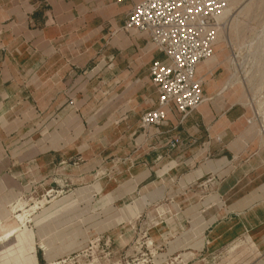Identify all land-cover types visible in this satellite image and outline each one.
<instances>
[{
	"label": "rangeland",
	"instance_id": "1",
	"mask_svg": "<svg viewBox=\"0 0 264 264\" xmlns=\"http://www.w3.org/2000/svg\"><path fill=\"white\" fill-rule=\"evenodd\" d=\"M228 2L216 46L222 64L209 82L235 72L241 103L245 97L254 112L264 111V0ZM104 34L103 45L110 41ZM74 41L96 50L83 37ZM113 51L78 73L94 86L73 100L72 117L45 111L23 119L13 108L0 114V250L11 244L29 264H264V195L254 192L261 183L233 180L238 191L224 193L225 177L203 172L191 152L184 168L137 184V166L146 164L135 157L144 133L139 108L151 89L135 105L115 98L124 88L113 80L128 74L126 52L117 70H107ZM232 55L235 67L224 63ZM145 61L135 58L137 77L146 75ZM171 137L155 169L174 165L180 146L169 149ZM229 161L236 171L240 158Z\"/></svg>",
	"mask_w": 264,
	"mask_h": 264
},
{
	"label": "crops",
	"instance_id": "2",
	"mask_svg": "<svg viewBox=\"0 0 264 264\" xmlns=\"http://www.w3.org/2000/svg\"><path fill=\"white\" fill-rule=\"evenodd\" d=\"M132 5L116 4L114 0H0V114L9 117L14 113H7L8 109L13 108L16 112L13 117L23 119L34 118L45 111L64 118L72 117L71 107L77 95L88 94L94 86L92 78L78 73L94 56L104 55L110 49L114 51L107 56L110 61L107 70L120 67L116 59L123 52H126L123 58L127 60L124 69L128 79L113 80L114 86L124 88L115 98L123 96V102L135 105L138 94H146L145 87L149 85V98L146 102L143 98L139 109L142 108V115L155 108L157 93L149 83L148 69L151 61H163L164 57L151 49L153 46L147 37L132 32H126L127 37L120 34ZM105 31L110 41L103 45L101 40ZM81 37L90 41L96 50L75 45L74 40ZM137 55L145 59L144 65H147L146 75L141 77L136 75L134 60ZM220 65L215 49L213 57L197 69V77L204 83L205 99L214 96L224 82L220 79L209 82ZM79 86L82 87L80 90ZM241 95L244 96L240 89L233 87L207 103L205 101L182 123L179 115L170 110L165 126L146 130L138 136L136 142L141 147L135 157L146 164L141 162L137 166V184L172 171L176 164H182L180 168H184L186 159L193 152L191 159H199L203 172L225 177L224 193H236L238 190L232 189L234 186L230 182H243L247 178L245 183H261L254 192L264 195V141L248 99L244 97V102H234ZM174 126L176 129H172ZM172 134L181 141L180 151L172 161L174 165L167 161L160 169H155L154 159L164 154L165 141ZM152 143H159V146L154 150ZM234 157L241 160L236 171L229 161ZM145 165L149 168L144 169Z\"/></svg>",
	"mask_w": 264,
	"mask_h": 264
},
{
	"label": "built area",
	"instance_id": "3",
	"mask_svg": "<svg viewBox=\"0 0 264 264\" xmlns=\"http://www.w3.org/2000/svg\"><path fill=\"white\" fill-rule=\"evenodd\" d=\"M114 1L133 3L123 30L147 37L154 50L164 57L163 61L150 63L149 83L157 93V101L155 108L141 115L140 128L145 132L165 126L170 110L179 115L182 123L205 102L204 83L197 77V69L215 53L228 0ZM246 48L245 52L250 54L253 48ZM236 58L232 55L230 59L233 67ZM255 120L260 124L259 135L264 141V111L260 108L255 111ZM180 145L179 137L174 136L168 148L173 150Z\"/></svg>",
	"mask_w": 264,
	"mask_h": 264
},
{
	"label": "bare ground",
	"instance_id": "4",
	"mask_svg": "<svg viewBox=\"0 0 264 264\" xmlns=\"http://www.w3.org/2000/svg\"><path fill=\"white\" fill-rule=\"evenodd\" d=\"M246 2V1H245ZM243 4V3H242ZM229 2H228V9L226 12L225 17L227 16V14L229 13L230 7H229ZM241 6V5H240ZM245 7V6H244ZM240 9V8H239ZM242 9V8H241ZM238 11V10H237ZM154 48V47H153ZM228 62H230V59H225L224 63L228 64ZM222 64V62H221ZM230 66V65H229ZM230 70V68H228ZM227 69V70H228ZM228 70V71H229ZM212 71H209V73ZM233 72V71H231ZM208 73V72H207ZM234 85H241L238 82V78L235 77L234 74H230L222 83L220 89L215 92L214 96L206 98L205 99V103H207V101H209L210 99L214 98L215 96L221 95L223 93H225L226 91L233 89ZM241 102L242 101V96L237 97L234 102ZM244 101V100H243ZM234 102H232L234 104ZM22 221V220H21ZM31 235V234H30ZM8 242V241H7ZM21 250H17L15 248H13L11 246V244H6L5 247H2V249L0 250V264H11V261H14V264H29L28 263V258H20L21 255H24L23 252L20 253ZM32 261H34V258H31ZM32 264V263H31Z\"/></svg>",
	"mask_w": 264,
	"mask_h": 264
}]
</instances>
